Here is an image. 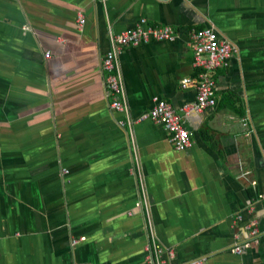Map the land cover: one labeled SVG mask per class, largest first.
Returning <instances> with one entry per match:
<instances>
[{"label": "crops", "instance_id": "obj_1", "mask_svg": "<svg viewBox=\"0 0 264 264\" xmlns=\"http://www.w3.org/2000/svg\"><path fill=\"white\" fill-rule=\"evenodd\" d=\"M142 20L178 35L123 50L131 117L170 103L183 152L113 107L110 35ZM207 28L236 52L217 105L184 117ZM150 222L165 264H264V0H0V264H150Z\"/></svg>", "mask_w": 264, "mask_h": 264}, {"label": "built area", "instance_id": "obj_2", "mask_svg": "<svg viewBox=\"0 0 264 264\" xmlns=\"http://www.w3.org/2000/svg\"><path fill=\"white\" fill-rule=\"evenodd\" d=\"M78 22L81 27L85 24V17L82 13L78 14ZM146 24L142 20L132 29L110 35L111 48L104 57L103 64L104 70L108 74V83L116 97L113 107L129 116V124L131 126L147 121L161 126L170 135L171 142H173L175 148L183 152L193 145L191 133L185 129L183 117L176 112L170 103L159 97H154L153 106L149 112L144 113L137 121L131 117V108L126 97L125 82L120 65V56L123 50L128 47H140L153 41L174 40L178 35L170 26L159 28L146 26ZM191 41L194 54L193 68L196 72L197 80L194 81L188 78L182 87L186 89L193 84L197 89V99L195 103L182 109L184 117L191 111L201 112L217 105L215 73L226 67L236 52L235 46L224 39L213 28L194 31L191 35ZM238 218L242 217L238 216ZM245 227L251 240L258 242L261 232L259 231L257 220L251 219ZM150 228V240L145 246L146 260L150 264H165L164 256L168 255L173 259L175 251L163 247L157 241L151 222ZM234 251L241 253V248L236 247Z\"/></svg>", "mask_w": 264, "mask_h": 264}]
</instances>
